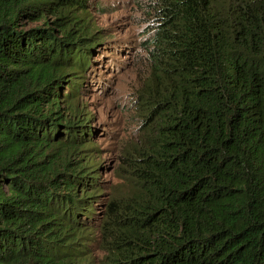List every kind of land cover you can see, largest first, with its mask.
Instances as JSON below:
<instances>
[{
	"label": "trees",
	"instance_id": "obj_1",
	"mask_svg": "<svg viewBox=\"0 0 264 264\" xmlns=\"http://www.w3.org/2000/svg\"><path fill=\"white\" fill-rule=\"evenodd\" d=\"M102 3L0 0V264H264V0H152L125 198L82 100Z\"/></svg>",
	"mask_w": 264,
	"mask_h": 264
},
{
	"label": "rangeland",
	"instance_id": "obj_2",
	"mask_svg": "<svg viewBox=\"0 0 264 264\" xmlns=\"http://www.w3.org/2000/svg\"><path fill=\"white\" fill-rule=\"evenodd\" d=\"M101 1L87 17L108 43L102 52L107 59L96 66L98 75L90 72L98 81L88 83L82 100L88 102L92 123L102 129L94 139L103 148L101 175L110 187L106 194L125 198L133 187L134 159L150 133L137 91L149 70L145 44L152 37L154 4L152 0ZM97 60L102 61L101 55Z\"/></svg>",
	"mask_w": 264,
	"mask_h": 264
}]
</instances>
